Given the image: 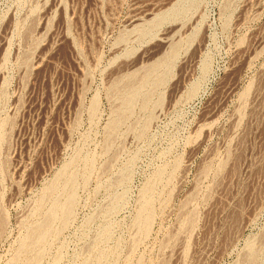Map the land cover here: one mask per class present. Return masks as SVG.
I'll use <instances>...</instances> for the list:
<instances>
[{"label": "rangeland", "instance_id": "rangeland-1", "mask_svg": "<svg viewBox=\"0 0 264 264\" xmlns=\"http://www.w3.org/2000/svg\"><path fill=\"white\" fill-rule=\"evenodd\" d=\"M0 264H264V0H0Z\"/></svg>", "mask_w": 264, "mask_h": 264}, {"label": "bare ground", "instance_id": "bare-ground-1", "mask_svg": "<svg viewBox=\"0 0 264 264\" xmlns=\"http://www.w3.org/2000/svg\"><path fill=\"white\" fill-rule=\"evenodd\" d=\"M170 3V2H169ZM158 64V63H157ZM152 69V68H151ZM146 74V73H145ZM134 77V76H133ZM150 77V76H149ZM135 79V78H134ZM143 80V79H142ZM148 80V79H147ZM150 206V205H149ZM149 216V215H148ZM147 217V216H146ZM148 219V218H147ZM147 219H145V221L147 220ZM148 221H150V220H148ZM47 225V224H46ZM41 227V226H40ZM38 233H40V234H42L43 233V227L42 228H38ZM37 233V232H36ZM45 233V232H44ZM39 234V235H40ZM38 236V235H37ZM36 237V236H35ZM43 237V236H42ZM34 238V237H33ZM41 239V238H40ZM32 241V240H31ZM31 245V244H30Z\"/></svg>", "mask_w": 264, "mask_h": 264}]
</instances>
